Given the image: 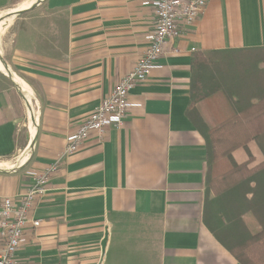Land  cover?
Segmentation results:
<instances>
[{
	"label": "crops",
	"instance_id": "crops-1",
	"mask_svg": "<svg viewBox=\"0 0 264 264\" xmlns=\"http://www.w3.org/2000/svg\"><path fill=\"white\" fill-rule=\"evenodd\" d=\"M151 2L0 0V16L16 21L0 35V202L56 167L17 264H240L202 221L206 151L187 115L190 72L197 52L264 48V0H209L130 92L123 124L64 155L67 136L147 50ZM249 155V167L264 160L253 141L232 159Z\"/></svg>",
	"mask_w": 264,
	"mask_h": 264
},
{
	"label": "trees",
	"instance_id": "trees-1",
	"mask_svg": "<svg viewBox=\"0 0 264 264\" xmlns=\"http://www.w3.org/2000/svg\"><path fill=\"white\" fill-rule=\"evenodd\" d=\"M187 115L205 142L204 225L240 264H264V160L232 159L251 141L264 159V48L195 53Z\"/></svg>",
	"mask_w": 264,
	"mask_h": 264
},
{
	"label": "built area",
	"instance_id": "built-area-1",
	"mask_svg": "<svg viewBox=\"0 0 264 264\" xmlns=\"http://www.w3.org/2000/svg\"><path fill=\"white\" fill-rule=\"evenodd\" d=\"M209 0H152L155 14L153 32L148 36V48L134 68L119 80L112 92L66 138L64 155L78 152L91 136L102 138L110 127L119 128L133 106L130 92L148 78L150 72L161 68L158 60L166 54L169 44L198 19ZM51 166L29 174V188L17 199L0 202V264H17V252L28 227L37 228L40 222L31 214L36 202L45 194Z\"/></svg>",
	"mask_w": 264,
	"mask_h": 264
},
{
	"label": "rangeland",
	"instance_id": "rangeland-1",
	"mask_svg": "<svg viewBox=\"0 0 264 264\" xmlns=\"http://www.w3.org/2000/svg\"><path fill=\"white\" fill-rule=\"evenodd\" d=\"M26 5L27 4H25V6ZM15 8L16 7L12 8V10H14ZM4 21H8V27H6V28L5 27H2L1 30H0V35H1V38H5V37L9 38L11 36V30L14 27V25L16 24L15 15L14 14H12V15H10V14H8V15H1L0 16V24L2 22H4ZM199 109L201 110L202 115H205L206 117H208V115L210 114V109L209 108L206 109V106H204V105H201L199 107ZM217 171H219V170L217 169Z\"/></svg>",
	"mask_w": 264,
	"mask_h": 264
},
{
	"label": "water",
	"instance_id": "water-1",
	"mask_svg": "<svg viewBox=\"0 0 264 264\" xmlns=\"http://www.w3.org/2000/svg\"><path fill=\"white\" fill-rule=\"evenodd\" d=\"M106 240H107V235H105L102 243H101V247H102V250L104 251V248H105V245H106Z\"/></svg>",
	"mask_w": 264,
	"mask_h": 264
},
{
	"label": "bare ground",
	"instance_id": "bare-ground-1",
	"mask_svg": "<svg viewBox=\"0 0 264 264\" xmlns=\"http://www.w3.org/2000/svg\"><path fill=\"white\" fill-rule=\"evenodd\" d=\"M29 3V2H28ZM27 3V5L25 6V7H23V8H21V9H27V8H29L31 5H32V3H29L28 4ZM34 3V2H33ZM0 29H1V25H0ZM0 68L2 69V66H1V64H0Z\"/></svg>",
	"mask_w": 264,
	"mask_h": 264
}]
</instances>
